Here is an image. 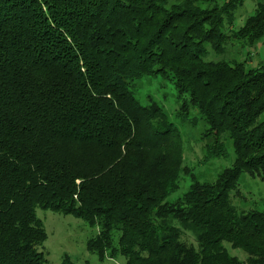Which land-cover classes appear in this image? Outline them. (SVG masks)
I'll use <instances>...</instances> for the list:
<instances>
[{
	"label": "trees",
	"instance_id": "1",
	"mask_svg": "<svg viewBox=\"0 0 264 264\" xmlns=\"http://www.w3.org/2000/svg\"><path fill=\"white\" fill-rule=\"evenodd\" d=\"M244 2L0 0V264H49L37 209L99 220L88 249L101 261L239 264L228 244L264 264V211L233 201L241 174L264 179V64L226 59L234 42L264 38V3L243 19ZM168 73L208 125L213 156L227 138L235 155L172 204L182 139L130 87Z\"/></svg>",
	"mask_w": 264,
	"mask_h": 264
},
{
	"label": "rangeland",
	"instance_id": "2",
	"mask_svg": "<svg viewBox=\"0 0 264 264\" xmlns=\"http://www.w3.org/2000/svg\"><path fill=\"white\" fill-rule=\"evenodd\" d=\"M256 2L264 3V0H245L237 16L246 19L247 15L252 14ZM228 47L229 56L226 59L230 61H250L252 68L264 64V38L255 44H243L241 47L234 42ZM130 87L139 105L146 108L155 105L166 121L174 125L182 139V166L188 173L185 175L184 169L178 189L167 200L170 204L180 199L191 183L212 185L226 170L233 167L235 155L231 140L225 139V149L218 156H213V151L217 150L214 148L213 138L208 135V125L193 107L190 98L179 93L172 75L168 73L167 77L146 76L133 82ZM261 119H264V114ZM236 186L234 205L245 211H264V179L260 175L243 173ZM36 216L46 234V240L38 250L49 264H125L122 257L109 259L108 255L101 261L99 256L88 249L89 241L101 233L99 220L89 224L72 215L42 209L36 210ZM162 220L163 218H159L154 222ZM171 223L180 228L177 221ZM109 234L111 243L116 244L119 232L111 231ZM181 241L197 247L194 239L187 234L181 233ZM225 247L231 258H236L239 264H247L246 253L232 249L228 244Z\"/></svg>",
	"mask_w": 264,
	"mask_h": 264
}]
</instances>
